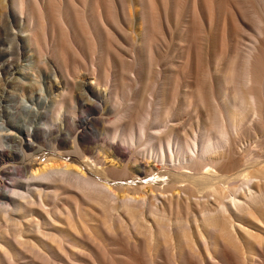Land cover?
<instances>
[{
  "label": "bare ground",
  "instance_id": "obj_1",
  "mask_svg": "<svg viewBox=\"0 0 264 264\" xmlns=\"http://www.w3.org/2000/svg\"><path fill=\"white\" fill-rule=\"evenodd\" d=\"M1 98L0 264H264V0H0Z\"/></svg>",
  "mask_w": 264,
  "mask_h": 264
},
{
  "label": "rangeland",
  "instance_id": "obj_2",
  "mask_svg": "<svg viewBox=\"0 0 264 264\" xmlns=\"http://www.w3.org/2000/svg\"><path fill=\"white\" fill-rule=\"evenodd\" d=\"M22 63L23 64H25L26 63V61H22ZM66 85V86H65ZM61 86H63V88L65 89V91L67 92V83H65L64 81H62L61 80ZM22 97L21 96H18L15 100L16 101H18V100H20ZM0 101H3V99L1 98L0 99ZM3 103H5V102H3ZM104 115V116H103ZM98 116H102V117H105L106 119H107V125H109V126H111L113 123H114V121H115V117H116V114L112 111H108V112H106V113H101L100 112V114H98ZM18 117H21V115L20 114H18L17 115V118H12V120H14V121H17L18 120ZM20 119V118H19ZM56 135H58V131H55L53 134H50V135H42L41 136V138H39L37 141H35V145H34V147L33 148H30V147H26V146H24V147H22V148H20V149H22V151H20V153L16 156V157H14L13 158V160H11V161H9V162H7L6 163V166H10V167H13V166H19L20 168H21V166H23V165H26V164H28V163H30L31 161H32V159H40V162L39 163H48V156L49 155H57V153H53V150H52V147H51V145H52V143H53V141H55V137H57ZM83 137H84V139H85V141H97L98 139H100L101 138V135L100 134H96L93 130H88V129H85L84 131H83ZM54 138H53V137ZM53 140V141H52ZM60 151H65V150H67V140H63V141H61V145H60ZM62 148V149H61ZM25 150V151H24ZM24 153V154H23ZM32 154V155H31ZM34 154V155H33ZM44 155V156H43ZM62 160H65L66 159V161L67 162H72L73 161V156H68V157H65V158H61ZM27 161H30V162H27ZM109 161L110 162H113L114 160L112 159V158H109ZM14 162V163H13ZM22 163V164H21ZM149 163H153V161L152 160H149ZM12 165V166H11ZM85 166V168H87V171L88 172H91L92 170V167H90V166H88V165H84ZM98 167L97 166H94L93 167V169H97ZM13 169V168H12ZM12 169H8V171L9 170H11L10 172H8V177L10 178L9 180L7 179L6 181H9L7 184H11L12 182H11V179H15V180H18L19 182H21V181H26L27 180V176H26V172L25 171H23L22 169H20V170H18V171H15L14 169L12 170ZM168 170H170V169H168ZM23 171V172H22ZM163 171H165V172H167V170L165 169V170H163ZM157 172V171H156ZM169 172V171H168ZM176 174L177 172H172L171 171V175L172 174ZM91 174H93V173H91ZM182 176H184V174H182ZM144 180V179H143ZM26 189V188H25ZM11 195L14 197V198H18L19 196L18 195H14L13 193H11V192H9V194L8 195H6V199L4 200H2V201H5V202H7V203H12V198H11ZM66 205H67V203L66 202H64ZM98 219H101L100 218V216L98 217ZM97 219V220H98ZM90 223H91V225H90V228L87 230V232H89V233H93V234H98V235H102L103 236V230H101V228L97 225V223H96V221H90ZM4 227H8V226H6V225H4ZM244 246H242L241 248L243 249H240V251H242V255H241V259L242 260H244V261H248L249 263L252 261V257L253 256H251V254H250V252L252 253L255 249H253L252 250V247H251V250H250V246L248 245V244H243ZM264 245V243L262 244V246ZM261 246V247H262ZM264 247V246H263ZM244 251V252H243ZM257 253L258 251H257V249L254 251V253ZM246 255H245V254ZM253 253V254H254ZM244 254V255H243ZM252 254V255H253ZM214 255V253H212V256ZM228 255H230L229 257L231 258H229L231 261L233 260V258H232V256H231V254H229L228 253ZM216 256V255H215ZM215 256H213L214 258H213V260H212V258H211V260L212 261H214V259H215ZM242 256L244 257V258H242ZM246 257V258H245ZM251 257V258H250ZM216 259H217V256H216ZM215 259V262L217 261V260H219V259H217L216 260ZM217 262H219V261H217ZM194 264H196V263H194ZM231 264H235V262L234 261H232L231 262Z\"/></svg>",
  "mask_w": 264,
  "mask_h": 264
}]
</instances>
